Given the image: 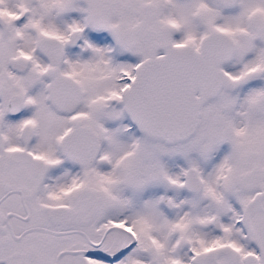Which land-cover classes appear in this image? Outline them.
<instances>
[{
	"label": "snow or ice",
	"instance_id": "obj_1",
	"mask_svg": "<svg viewBox=\"0 0 264 264\" xmlns=\"http://www.w3.org/2000/svg\"><path fill=\"white\" fill-rule=\"evenodd\" d=\"M0 264H264V0H0Z\"/></svg>",
	"mask_w": 264,
	"mask_h": 264
}]
</instances>
